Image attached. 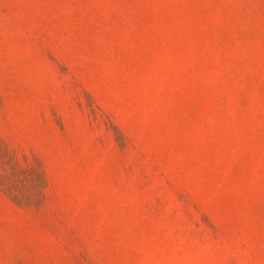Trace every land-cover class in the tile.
Listing matches in <instances>:
<instances>
[{"label": "rangeland", "instance_id": "rangeland-1", "mask_svg": "<svg viewBox=\"0 0 264 264\" xmlns=\"http://www.w3.org/2000/svg\"><path fill=\"white\" fill-rule=\"evenodd\" d=\"M0 264H264V0H0Z\"/></svg>", "mask_w": 264, "mask_h": 264}, {"label": "trees", "instance_id": "trees-1", "mask_svg": "<svg viewBox=\"0 0 264 264\" xmlns=\"http://www.w3.org/2000/svg\"><path fill=\"white\" fill-rule=\"evenodd\" d=\"M0 185L21 203L40 204L45 197L47 177L41 165H32L0 173Z\"/></svg>", "mask_w": 264, "mask_h": 264}]
</instances>
